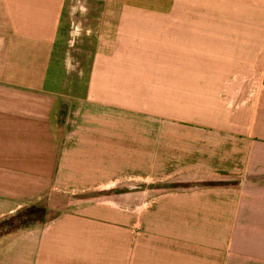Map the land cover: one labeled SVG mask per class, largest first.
<instances>
[{
    "label": "crops",
    "instance_id": "0c3cea01",
    "mask_svg": "<svg viewBox=\"0 0 264 264\" xmlns=\"http://www.w3.org/2000/svg\"><path fill=\"white\" fill-rule=\"evenodd\" d=\"M0 264H264V0H0Z\"/></svg>",
    "mask_w": 264,
    "mask_h": 264
},
{
    "label": "rangeland",
    "instance_id": "374dc122",
    "mask_svg": "<svg viewBox=\"0 0 264 264\" xmlns=\"http://www.w3.org/2000/svg\"><path fill=\"white\" fill-rule=\"evenodd\" d=\"M161 190H165V188L155 186V184L150 181H137L133 177H129L108 190L80 196H65L63 200L64 203L61 204L59 201L57 207L65 208L70 206L71 202H77L79 200H112L120 203L122 199L128 198L130 202H136V197L149 199ZM44 215H46V213L42 207L24 209L10 220L5 221L4 228L18 230L30 224H37L44 218Z\"/></svg>",
    "mask_w": 264,
    "mask_h": 264
}]
</instances>
